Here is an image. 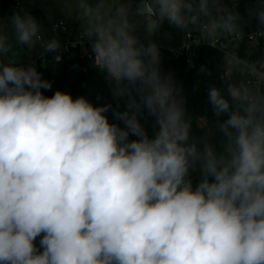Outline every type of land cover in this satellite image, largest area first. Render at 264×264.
Masks as SVG:
<instances>
[{"label":"clouds","instance_id":"obj_1","mask_svg":"<svg viewBox=\"0 0 264 264\" xmlns=\"http://www.w3.org/2000/svg\"><path fill=\"white\" fill-rule=\"evenodd\" d=\"M62 2L113 96L127 98L113 113L124 127L109 121L111 105L44 95L52 84L19 53L38 43L58 52L60 42L44 40L30 13L0 21V264H264V59L229 46L250 19L260 30L249 47L264 37V0L245 13L240 0ZM165 21L211 47L225 42L226 88L208 89L215 120L198 121L202 137L173 77L161 75L157 44L138 35Z\"/></svg>","mask_w":264,"mask_h":264},{"label":"trees","instance_id":"obj_2","mask_svg":"<svg viewBox=\"0 0 264 264\" xmlns=\"http://www.w3.org/2000/svg\"><path fill=\"white\" fill-rule=\"evenodd\" d=\"M228 2L230 3V0ZM252 3L253 0H240V12L245 13V9ZM13 4L14 0H0V18L14 14ZM160 29L179 28L165 21ZM254 29H260V26L255 19H250L244 30ZM141 40L145 45L150 43L148 39L141 38ZM249 44L250 42L242 41L238 45L237 52L241 57L251 60L264 58V37L259 38L255 47L250 48ZM158 48L161 75L162 77L168 75L173 77L179 94L185 98L186 117L192 120V133L195 137H202L203 131L197 124V119L206 118L209 127L215 120L212 106L208 102V89L212 86L226 88V82L221 79L223 53L209 44L192 43L188 48L190 54V63H188L186 49H183L181 53H174L167 48ZM55 56L61 57L59 62L54 60ZM92 56L91 44L88 40H84L82 45H69L67 50L60 53H45L43 57H37V71L42 74L43 79L52 84L50 90L42 91L49 97L59 90L71 94L74 99L84 96L94 106L111 105L106 113L109 121L124 127L122 121L114 119L113 113L125 110L127 98L113 96V82L107 78L106 73L94 66ZM202 65L206 66L208 73L200 72ZM133 96H136L135 92ZM136 98L138 99V96ZM144 114L145 110L138 117L140 122ZM129 139H137V137L130 135ZM193 178L195 183L199 179L198 173H193ZM39 240L40 237H37L35 241L38 248ZM40 251L43 249L40 248Z\"/></svg>","mask_w":264,"mask_h":264},{"label":"rangeland","instance_id":"obj_3","mask_svg":"<svg viewBox=\"0 0 264 264\" xmlns=\"http://www.w3.org/2000/svg\"><path fill=\"white\" fill-rule=\"evenodd\" d=\"M13 13L24 12L30 13L34 16L38 23L41 25V35L44 40L51 39L55 37L60 42V47H63V44L69 38L85 39L81 35V22L76 18V15L70 14L72 8L69 7L65 9V6L62 0H19V5H12ZM11 16L5 15L0 18V21H7ZM63 22L65 26V31L61 29H54V26L59 22ZM9 36H11L10 29L8 30ZM141 38L148 39L149 42H155L158 47H163L172 50L174 53H177L185 45L189 43L185 38V31L182 29L174 30H161L159 29L151 37L141 29L138 33ZM87 40V39H85ZM14 47L18 48L19 46L15 45L13 40ZM46 52L41 44H37L36 47L29 51H22L20 55V64L24 67L35 66L37 68L36 58L43 57ZM187 61L190 63V54L188 50ZM203 118L197 119L198 121ZM141 124L145 127V130L148 132L149 137L154 136L155 133V118L148 115L145 110V114L142 118ZM199 125V124H198ZM158 127V126H156Z\"/></svg>","mask_w":264,"mask_h":264},{"label":"built area","instance_id":"obj_4","mask_svg":"<svg viewBox=\"0 0 264 264\" xmlns=\"http://www.w3.org/2000/svg\"><path fill=\"white\" fill-rule=\"evenodd\" d=\"M14 5L15 6H18L19 5V0H14ZM54 29H61L63 31H65V26L63 24V22H59L57 25L54 26ZM260 29H254V30H245V36L244 38L239 42V44L242 42V41H247V42H250L249 41V35L253 32H256V31H259ZM185 38L187 39V41H189V43L187 45H185L181 50H179L177 53H181L183 49H186L188 50L189 46L192 44V43H204V44H208L207 42H203V41H200L199 40V33L196 32V31H192L191 34L185 32ZM260 38V37H259ZM259 40V39H258ZM84 43V40L82 39H68L65 41V43L63 44V47H60L59 51L57 53H60L62 51H65L67 50L68 46L69 45H77V44H80L82 45ZM225 42L224 41H221L220 44H218L216 47V49H218L219 51L222 52L221 50V46L222 44H224ZM230 47L234 48L236 51H237V47L234 45V44H230L229 45ZM52 53H55V52H52ZM223 53V52H222ZM261 59H264V58H261ZM251 60V59H250ZM254 61V60H253Z\"/></svg>","mask_w":264,"mask_h":264},{"label":"crops","instance_id":"obj_5","mask_svg":"<svg viewBox=\"0 0 264 264\" xmlns=\"http://www.w3.org/2000/svg\"><path fill=\"white\" fill-rule=\"evenodd\" d=\"M69 39H75V38H69ZM82 40H85V39H82Z\"/></svg>","mask_w":264,"mask_h":264}]
</instances>
